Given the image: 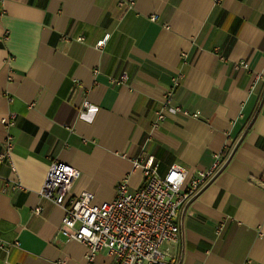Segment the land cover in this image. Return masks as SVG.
<instances>
[{
	"label": "crops",
	"instance_id": "1",
	"mask_svg": "<svg viewBox=\"0 0 264 264\" xmlns=\"http://www.w3.org/2000/svg\"><path fill=\"white\" fill-rule=\"evenodd\" d=\"M123 72L126 84L111 82ZM7 136L0 240L19 246L0 264H86L58 233L63 211L38 194L52 161L79 172L72 195L99 204L125 179L129 192L143 185L139 156L185 168L186 187L223 152L180 208L164 263L264 264V0H0V151ZM6 181L22 189L2 193ZM91 264L114 263L102 251Z\"/></svg>",
	"mask_w": 264,
	"mask_h": 264
},
{
	"label": "built area",
	"instance_id": "2",
	"mask_svg": "<svg viewBox=\"0 0 264 264\" xmlns=\"http://www.w3.org/2000/svg\"><path fill=\"white\" fill-rule=\"evenodd\" d=\"M123 5L125 3L119 2V6ZM127 5L130 8L132 2ZM149 19L151 22L158 20L156 15L150 16ZM104 42V39L98 41L96 47L101 48ZM181 56L184 58L185 54ZM239 66L246 68L247 64L241 62ZM127 81L125 72L118 78H111V82L116 85H124ZM173 84L176 86L177 81L174 80ZM170 97L171 93L168 92L164 107L169 105ZM89 106L88 102H84L79 111L82 113ZM14 118L11 114L8 126L14 123ZM163 118V114L159 112L155 125ZM12 150L13 139L7 136L0 151V167L9 160ZM224 162V152L216 155L212 166L198 172L188 180L185 187V168L173 164L161 172L160 165L153 156H139L132 164L133 170L141 171L143 185L138 190L129 192L125 179L117 185L116 194L111 201L97 204L94 202L93 193L83 191L78 195L71 194L79 172L71 165L54 160L49 165L38 194L41 199L51 202L63 211L58 233L66 241H75L85 247L86 264L93 263L102 251L107 252L114 264H165L160 247L165 242L177 241L179 228L176 220L180 208L215 175ZM173 174L175 178L170 179ZM257 185L264 190V177ZM21 189L18 181H6L1 187V192H15ZM41 211L40 207H36L33 213L40 215ZM221 229V225L217 226L215 234H220ZM18 246V242L7 245L0 240L2 251ZM4 264L8 262L5 261Z\"/></svg>",
	"mask_w": 264,
	"mask_h": 264
},
{
	"label": "clouds",
	"instance_id": "3",
	"mask_svg": "<svg viewBox=\"0 0 264 264\" xmlns=\"http://www.w3.org/2000/svg\"><path fill=\"white\" fill-rule=\"evenodd\" d=\"M98 111L97 108L95 107H90V113L94 114ZM83 119L87 120L89 123L91 122V118L89 116H84L82 117ZM175 178V174H173V177H171L170 179H174Z\"/></svg>",
	"mask_w": 264,
	"mask_h": 264
}]
</instances>
